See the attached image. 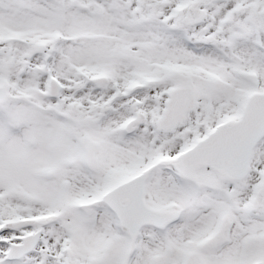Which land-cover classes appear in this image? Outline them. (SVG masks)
<instances>
[{"label": "snow or ice", "instance_id": "6c2138e0", "mask_svg": "<svg viewBox=\"0 0 264 264\" xmlns=\"http://www.w3.org/2000/svg\"><path fill=\"white\" fill-rule=\"evenodd\" d=\"M0 264H264V0H0Z\"/></svg>", "mask_w": 264, "mask_h": 264}]
</instances>
